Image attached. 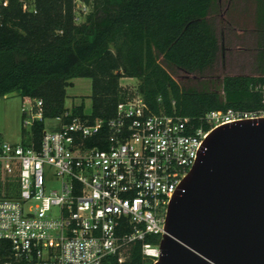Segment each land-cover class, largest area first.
Instances as JSON below:
<instances>
[{
    "label": "trees",
    "instance_id": "16d2710c",
    "mask_svg": "<svg viewBox=\"0 0 264 264\" xmlns=\"http://www.w3.org/2000/svg\"><path fill=\"white\" fill-rule=\"evenodd\" d=\"M6 1L0 8V98L18 93L23 101L40 100L46 119L68 111L66 88L79 78L91 80V114L82 105L69 111L91 122L110 119L119 103L135 95L152 113L180 115L195 124L212 111L263 108L253 87L264 84V0H78L88 8L81 22L75 21L77 0ZM237 2L244 4L242 16L249 15L246 5L254 7L249 36L255 71L224 75L216 85L212 73L226 45L237 40L240 51L249 41L234 37L236 29L226 20ZM177 74L194 83L181 85L173 78ZM122 78L137 80L135 92L120 85ZM42 129L39 122L30 131L22 127L21 143L38 146ZM141 245L131 247L124 264H144ZM0 255L1 264L9 255L6 244Z\"/></svg>",
    "mask_w": 264,
    "mask_h": 264
},
{
    "label": "built area",
    "instance_id": "2783aa9c",
    "mask_svg": "<svg viewBox=\"0 0 264 264\" xmlns=\"http://www.w3.org/2000/svg\"><path fill=\"white\" fill-rule=\"evenodd\" d=\"M87 11L77 0L75 21ZM253 89L261 110L212 111L198 124L152 113L138 95L119 103L110 119L92 122L69 110L46 119L40 100H25L22 127L42 123V136L38 146L0 149L6 172L18 167L19 188L16 197L0 199V247H9L1 264H124L137 242L144 264H155L168 203L203 140L224 124L264 118V84ZM51 181L59 187L48 192Z\"/></svg>",
    "mask_w": 264,
    "mask_h": 264
},
{
    "label": "water",
    "instance_id": "95a60500",
    "mask_svg": "<svg viewBox=\"0 0 264 264\" xmlns=\"http://www.w3.org/2000/svg\"><path fill=\"white\" fill-rule=\"evenodd\" d=\"M155 264H264V118L203 140L168 203Z\"/></svg>",
    "mask_w": 264,
    "mask_h": 264
},
{
    "label": "rangeland",
    "instance_id": "374dc122",
    "mask_svg": "<svg viewBox=\"0 0 264 264\" xmlns=\"http://www.w3.org/2000/svg\"><path fill=\"white\" fill-rule=\"evenodd\" d=\"M1 2V0H0ZM242 3H233L232 16L226 17V20L230 21L232 28L236 29L233 32L234 37H240V42L249 40L247 43H243L240 46L243 50H237V40H234V45L229 46L228 51L222 56V63L218 62L214 72L212 73L213 81L217 83L224 75H239V74H252L255 71L254 66V53L251 50L255 47V42L249 34L254 31V7L253 5H246V9L249 11L248 16H242L240 11L243 8ZM227 7L226 3H223V10ZM245 9V10H246ZM242 16V17H241ZM82 18L79 17V22ZM245 30L241 32L240 30ZM219 31H223L222 25L218 27ZM226 30V29H225ZM240 32V33H239ZM240 34V35H238ZM228 39L232 42L231 35L228 34ZM174 80L181 85H188V82L194 81L189 76H183V74H177L173 76ZM188 79V80H187ZM200 81V80H199ZM71 85L66 88V97L64 101V107L67 110H72L75 107L83 106L84 114H91V80L87 78L73 79L70 81ZM137 80L122 78L120 85L131 92H135L137 88ZM25 104V101L21 99L18 93H13L0 98V149L3 144L18 145L22 139V118L21 108ZM52 123H45V128L51 130ZM14 171L8 174L4 169V164L0 161V199L16 197L19 193L18 188V167L13 165ZM58 183L51 181L47 185V191L57 190Z\"/></svg>",
    "mask_w": 264,
    "mask_h": 264
}]
</instances>
